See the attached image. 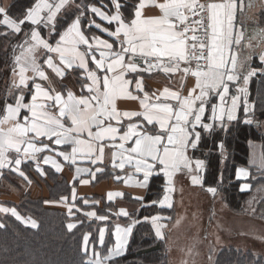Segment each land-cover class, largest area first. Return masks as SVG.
Wrapping results in <instances>:
<instances>
[{"label": "snow or ice", "instance_id": "6c2138e0", "mask_svg": "<svg viewBox=\"0 0 264 264\" xmlns=\"http://www.w3.org/2000/svg\"><path fill=\"white\" fill-rule=\"evenodd\" d=\"M71 4H75V0H36L27 14L19 19L13 18L7 7L0 6V25L5 29L0 31V36L8 38L23 33L22 42L16 43L12 49L13 81L9 88V94H12V89L19 90V93L14 96V103L5 99L3 115H0V169L11 168V171L28 180L21 165L30 160L43 176L45 172L40 168L39 154L55 151L41 140L46 138L55 145L70 146V152L64 149L57 151L56 155L73 165L78 154L82 158L86 156L94 165L103 163L105 149H112L114 169L124 170L127 165L135 173H142V180L133 185L136 187L148 188L150 178L160 173L166 178V185H170L174 173L183 169L193 171V163L198 175L193 177L192 182L200 184L204 179L206 162L194 158V155L190 156L189 152L194 154L199 151L201 144L212 137L223 166L218 178L214 176L216 186L207 188L215 198L226 180L231 183L225 175L228 159L226 142L216 134L220 132L227 137L232 123L238 121L237 111L241 107L245 114L243 123H252V120L247 119V85L257 69L244 73L238 71L251 59V53L241 59L243 48L253 46L251 43L243 45L242 41L246 38L244 31L235 28L236 0H208L206 3L200 0H150L151 6L157 8L160 15L149 18H145L142 12L147 6L145 0H139L132 9L131 17L124 14L123 9L127 5L122 0H111L114 11H104V8L109 7L107 4L102 7L75 4L77 14L74 19L68 20L62 13ZM240 10L243 11L242 5ZM89 13L104 23L97 22L87 15ZM82 18L88 19L87 28L90 32L96 29L111 40L102 38L96 32H92L89 38L83 31ZM106 25H114V30ZM43 30H47L49 39L43 38ZM200 30L203 31V38L199 35ZM249 40H257V46H264V27L253 29ZM188 41L193 43L189 44ZM41 51L44 53L42 61ZM49 53H55L56 57ZM56 58L59 64L54 62ZM259 59L264 64V51L259 53ZM90 62L95 65L94 69L90 67ZM46 68L60 79V90L46 74ZM78 69L82 70L84 81L81 92L86 88L87 96L77 97L63 83L68 72L75 73ZM154 70L166 75L183 73L187 77L190 74L195 78V85L187 96L167 87L158 95L149 94L144 90V76L140 74H151ZM129 73L136 75L127 78ZM38 81L48 82L49 87L45 88ZM133 82L135 92L130 90ZM25 91L31 96L27 103ZM140 93H143V98ZM213 97L218 102H213ZM118 100H139L141 111L121 112L117 108ZM206 106L210 108L206 109ZM206 110H210L207 117ZM123 120L129 123L125 126ZM38 140L40 146H37ZM10 152L16 153L15 158L9 157ZM42 162L51 163L56 171H61V165L48 155L42 157ZM84 171L76 168L77 175ZM103 171V168L96 167L91 175L95 178L96 173ZM247 177L248 172L244 169L236 170V179ZM115 178L119 180L121 177ZM130 181L131 176L125 183L130 184ZM80 182L87 184L89 181ZM248 187L244 184L240 190L243 192ZM171 190L165 187L166 193ZM120 195L109 193L108 199ZM72 196L75 199L74 187ZM136 199L143 200L142 197ZM168 199L165 195L163 200H154L152 203L163 206ZM62 200L66 201L67 197H62ZM7 211L9 209L0 208V212ZM11 211L13 216L21 219L15 210ZM68 212L71 216V206ZM85 214L100 221L108 219L95 212ZM117 215L129 217L124 209H120ZM151 219L157 228V237L163 239L159 231L162 225L156 224L159 217ZM136 223L139 221H133L125 228L117 225L115 245L107 248L106 254L93 250L84 264H108L115 257L123 255L128 236ZM31 226L37 227L35 222H31ZM67 227L71 231L76 225L69 223ZM104 236L105 229L100 228L101 245H104ZM88 242L89 236L86 234V256Z\"/></svg>", "mask_w": 264, "mask_h": 264}, {"label": "trees", "instance_id": "16d2710c", "mask_svg": "<svg viewBox=\"0 0 264 264\" xmlns=\"http://www.w3.org/2000/svg\"><path fill=\"white\" fill-rule=\"evenodd\" d=\"M35 2L36 0H11L8 7L9 14L13 18H23ZM65 15L68 20L75 17L74 13ZM254 18L259 27H264V0H260ZM3 30L4 27L0 25V31ZM22 36L23 33L8 38L0 36V115L5 102L4 82L8 83L9 72L13 67L12 49L16 43L22 42ZM261 51H264V46H260L259 50H252L251 59L246 64L249 70L257 69L247 85L249 103L247 119L252 120V123H243L245 114L241 107L237 114L238 121L232 123L227 137L220 132L216 134L226 142L228 159L225 175L231 181V183L225 181L219 194L229 212L236 215H242L244 205L253 192L264 186V174L249 166L250 144L259 145L264 152V64L259 59ZM79 72H72L78 80ZM191 155L206 162L204 179L201 181L202 189L215 187L214 176L218 178L223 166L220 164L218 149L213 144V138H207L201 144L200 150ZM34 167V163L30 160L21 165V170L28 180L10 169L0 171V208L9 209L7 212H0V225H3L0 227V264H84L93 250L106 254L107 248L115 245L118 220L122 225H130L137 220L139 223L133 227L123 255L115 257L108 264L168 263L165 239L155 238L151 219L154 216L159 217L156 222L163 226L168 225L175 218L172 197L163 206L152 203L154 200H163L165 187L170 186L166 185L162 174L151 177L142 201L132 199L129 193L120 188L124 191L122 197L117 201L108 202L103 194H94L91 189L110 180L114 182L112 178L119 174H112L108 167L95 176L88 193L80 191L78 183L69 184L64 176L48 167L42 168L45 172L43 176ZM239 168L249 172V177L244 181L236 179V170ZM242 183L249 185L243 192L240 190ZM113 184L121 187L120 182ZM73 187L76 193L75 199L72 196ZM36 192L38 195L35 194ZM62 197H67V200H62ZM122 202L123 204H120ZM121 205L130 208L129 217L117 215L122 209ZM70 206L71 216L68 212ZM11 210H15L21 219L18 220L13 216ZM87 212H95L97 215L107 216L108 219L100 221L87 216L85 214ZM27 222H35L37 227L33 228L27 225ZM69 223L76 225L71 231L67 227ZM100 228L105 229L104 245L99 242ZM86 234L89 236L88 256L84 252ZM214 264H264V260L251 252H243L233 245H228L218 251Z\"/></svg>", "mask_w": 264, "mask_h": 264}, {"label": "crops", "instance_id": "0c3cea01", "mask_svg": "<svg viewBox=\"0 0 264 264\" xmlns=\"http://www.w3.org/2000/svg\"><path fill=\"white\" fill-rule=\"evenodd\" d=\"M93 1L95 3H93ZM0 2H1V6L8 8L11 0H0ZM157 2H163V0H157ZM200 2L206 3V2H208V0H200ZM214 2H223V0H214ZM122 3H125L127 5V7L125 9H123L124 14L128 17H131L133 15L132 9H134L135 5L137 3H139V0H122ZM145 3L147 6L142 10L145 18L156 17V16L160 15L159 10L157 8L151 6L150 0H145ZM236 3H237L236 20L234 21L235 28L239 29L241 31H244L245 28L248 26L249 22H256V20L254 18V14L256 13V11L258 9V4H257V6L255 5V7L252 8L247 13L245 10L246 0H236ZM75 4H80V5H84V6L89 5V4H95V5L101 6V7L104 4H107L109 7L104 8L103 10L104 11H110V10L114 11V9L111 8V0H75ZM75 4L69 5V7L66 10H64L62 15L70 14V13L71 14L74 13L76 15L78 10L75 7ZM241 5L243 6L242 12L240 10ZM88 16L95 18L97 20V22H99V23H102V24L104 23V22L100 21L98 17H95L94 14H90ZM248 18H249V20H248ZM87 24H88V19L82 18L83 31L85 32L86 35H88L89 38H91L92 32H96V34L100 35L102 38L111 40V38L106 37V35L104 33H100L96 29H92V32H90L87 28ZM106 26L114 30V25H106ZM42 36L44 39H49L47 30L42 31ZM21 38H23V36ZM57 39H58V37H57ZM50 42L53 44L55 43L54 40L53 41L50 40ZM249 43H251L252 46L254 45V42L248 41L246 38L242 41L243 45H248ZM251 49L252 48L244 47L243 52L241 54V59H243L244 55H247L250 52H252ZM48 55L53 56L54 58L56 57L55 53H49ZM43 58H44V53H43V51H41V61ZM54 62L59 64L58 58L54 59ZM61 67H63V66L61 65ZM90 67L94 69L95 65L91 64V62H90ZM247 70H249V69L246 68V65L243 68H238V71H240L242 73L246 72ZM77 71H80L79 72L80 74L77 75L79 80L76 78V75H74L72 72H68L63 83L66 84L67 88L71 89L77 97H79L81 95L87 96L88 92H87L86 88L84 89L83 92H81V84L84 82L82 77H81L82 70L78 69ZM46 74L50 77L53 84L57 86V90H60V88H59V85L61 83L60 79L55 76V74L51 71V69L46 68ZM29 75H31V74H29ZM134 75H136V74L129 73L127 78H131ZM140 75L144 76V80H143L144 90L149 94L156 93L158 95L160 92L163 91V89L165 87H167L172 91H180L181 95L187 96L189 90L191 88H193L195 85V78L192 77L190 74L187 77H184L183 73H177L175 75H173V74H167L166 75L162 71L154 70L151 74L141 73ZM252 77H254V75ZM252 77H250V78H252ZM12 81H13V73H12V69H11V71L9 72V76H8V83H7V81L4 82L5 83L4 98L7 99V101L9 103H14V96L19 93V90L12 89V94H9V88L12 84ZM38 82L41 83L45 88L49 87V84L46 81H38ZM29 83L31 84V81ZM241 83H242V81H241ZM181 85H183L182 88H181ZM234 87L235 86H233V88ZM130 90L135 92V83L134 82L130 85ZM63 94L66 96V91H64ZM139 95L141 98H143V93H140ZM30 99H31L30 94L27 91H25V102L26 103L30 102ZM162 102L174 103L172 101H162ZM213 102H218L217 98L213 97ZM117 108L121 112H123V111H141L139 100H135V101H133V100H118L117 101ZM208 108H210V106H206V109H208ZM53 111H55V109H53ZM238 112H239V109L237 111V114H238ZM2 115H3V112H2ZM208 115H210V110H206L205 117H207ZM135 119H142V118H134V120ZM21 122H23L22 118H21ZM122 122L125 126L129 123V121H127V120H123ZM112 123L115 125L116 122L113 121ZM144 123L146 124V121ZM148 127H151V126H148ZM29 135H31V134H29ZM54 139L55 138H53V140ZM41 140L43 141L44 144H49V146L55 150L52 152H43V153L39 154V156L41 157V163H40L41 169L43 167H48V168L54 170L58 174L64 176L68 180L69 184L78 183L80 191H83L84 193H88L89 186L92 183V181L94 180L91 173L95 172L96 167H101L103 169L108 167V169L111 170L112 174L118 173L119 175H117V176H119L121 178L118 180L115 178L116 176L114 175V179L112 178V180L114 182H112L110 180L109 182H107L105 184H102V185L100 184L99 186L95 185L93 188L90 187L94 191V194H97V193L103 194L106 201L114 202V201L119 200L122 197V195L113 196V199L109 200L108 194L109 193H121L122 194L124 192L120 189V188H122L127 193H129L131 198L134 200L139 201L140 199H136V198H139V197L143 198V195H144L147 188H141V187L133 186V185H135V183L137 181L142 180V178H143L142 173H135V170L128 168L127 165L125 166L124 170H121L119 168L114 169L112 167V159H111L112 149H108V148L105 149V156H104L103 163L98 162L97 164L94 165L90 162L89 159L86 158V156H84L82 158L81 154H78L76 164L73 165L70 161L66 162L63 160V157L56 155L57 151H61L64 149H67V151L70 152L71 151L70 146H66V145L58 146V145H55L54 143H52L51 141L47 140L46 138H41ZM36 143H37V146H40L39 140L36 141ZM127 146H129V145H126V147ZM191 154H192V152L190 151L189 155H191ZM8 155L10 158H15L16 153L10 152V153H8ZM44 155H48L52 160H55L58 164H60L61 165V171H59V172L56 171V168L53 167V165L51 163L44 164L42 162V157ZM77 167L85 169L86 171L77 175V173H76ZM34 168L36 170V165ZM4 169L5 170L10 169L11 170V168H4ZM4 169H0V171H2ZM192 169H193V171H191V173L194 172L195 175L198 174L195 171L194 163L192 164ZM187 172H189L187 169H183V170L177 171L176 173L173 174V176L171 177V184L169 186L172 190L170 192L165 193V195H167L169 198L172 196V194L174 196L175 185L173 184V182L178 181L180 175L185 174ZM100 173L101 172L96 173V175H98ZM160 174L163 175V173H160ZM129 176H131L130 184H126L125 181L129 180ZM163 177H164V175H163ZM81 180H88L89 182L87 184H82L80 182ZM239 180H242V179H239ZM243 180H246V179H243ZM164 181L166 182L165 177H164ZM118 182H120L121 187L120 186L117 187L113 184V183H118ZM194 185L196 187L202 189L201 183L200 184H194ZM242 185H243V183H242ZM35 194H37V192ZM169 200L170 199H168V202H169ZM120 204H123V202ZM121 208L126 210L127 212L130 210V208L127 207L126 205H121ZM160 229H161V231H164L163 226L159 228V231H160ZM164 233L166 234V230L164 231ZM128 240H129V236H128Z\"/></svg>", "mask_w": 264, "mask_h": 264}, {"label": "rangeland", "instance_id": "374dc122", "mask_svg": "<svg viewBox=\"0 0 264 264\" xmlns=\"http://www.w3.org/2000/svg\"><path fill=\"white\" fill-rule=\"evenodd\" d=\"M249 149V166L264 174V152L257 144H250ZM197 175L187 172L173 183L175 218L163 225L166 234L160 229L166 242L167 264H214L218 251L228 245L264 260V186L253 192L242 215H236L229 212L221 194L214 198L206 189L193 184L192 179ZM118 221L116 225L121 228L128 226ZM27 225L31 226V222ZM152 227L155 238L161 239L156 235L157 228Z\"/></svg>", "mask_w": 264, "mask_h": 264}, {"label": "water", "instance_id": "95a60500", "mask_svg": "<svg viewBox=\"0 0 264 264\" xmlns=\"http://www.w3.org/2000/svg\"><path fill=\"white\" fill-rule=\"evenodd\" d=\"M258 0H246V5H245V10L248 11L250 8H254L256 2ZM249 5H251V7H249ZM256 28H260L258 25L256 26H250L248 25L245 30H244V34L247 40H249V38L251 37V35L253 34V29ZM253 42H255V49H258L260 46H257V40H252Z\"/></svg>", "mask_w": 264, "mask_h": 264}, {"label": "built area", "instance_id": "2783aa9c", "mask_svg": "<svg viewBox=\"0 0 264 264\" xmlns=\"http://www.w3.org/2000/svg\"><path fill=\"white\" fill-rule=\"evenodd\" d=\"M193 19H195V17L193 18ZM190 35V34H189ZM199 35L201 36V38H203V31L202 30H200V32H199ZM188 43L189 44H191V43H193L192 41H188ZM142 63V62H141ZM184 65H182V67H183ZM195 66V61H193V67Z\"/></svg>", "mask_w": 264, "mask_h": 264}, {"label": "flooded vegetation", "instance_id": "af4514ba", "mask_svg": "<svg viewBox=\"0 0 264 264\" xmlns=\"http://www.w3.org/2000/svg\"><path fill=\"white\" fill-rule=\"evenodd\" d=\"M248 20H249V18H248ZM250 26H256L257 24H249ZM249 41H251V42H253L252 40H249ZM255 42H254V45H253V47H252V49L251 50H257V49H255Z\"/></svg>", "mask_w": 264, "mask_h": 264}]
</instances>
